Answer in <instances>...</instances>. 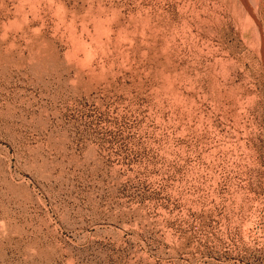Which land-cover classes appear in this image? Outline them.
<instances>
[{"label":"rangeland","instance_id":"rangeland-1","mask_svg":"<svg viewBox=\"0 0 264 264\" xmlns=\"http://www.w3.org/2000/svg\"><path fill=\"white\" fill-rule=\"evenodd\" d=\"M0 264H264V0H0Z\"/></svg>","mask_w":264,"mask_h":264},{"label":"bare ground","instance_id":"bare-ground-1","mask_svg":"<svg viewBox=\"0 0 264 264\" xmlns=\"http://www.w3.org/2000/svg\"><path fill=\"white\" fill-rule=\"evenodd\" d=\"M101 29V28H100ZM98 32V31H97ZM75 55V54H74Z\"/></svg>","mask_w":264,"mask_h":264}]
</instances>
